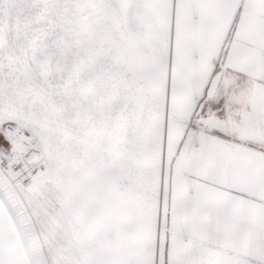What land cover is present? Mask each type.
<instances>
[{"label": "snow or ice", "instance_id": "obj_1", "mask_svg": "<svg viewBox=\"0 0 264 264\" xmlns=\"http://www.w3.org/2000/svg\"><path fill=\"white\" fill-rule=\"evenodd\" d=\"M0 264H264V0H0Z\"/></svg>", "mask_w": 264, "mask_h": 264}]
</instances>
